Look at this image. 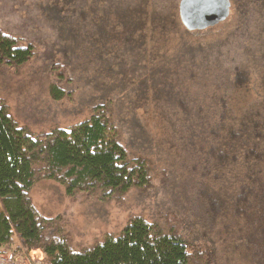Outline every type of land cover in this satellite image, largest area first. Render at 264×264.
Returning a JSON list of instances; mask_svg holds the SVG:
<instances>
[{"label": "trees", "instance_id": "obj_1", "mask_svg": "<svg viewBox=\"0 0 264 264\" xmlns=\"http://www.w3.org/2000/svg\"><path fill=\"white\" fill-rule=\"evenodd\" d=\"M178 3L45 0L38 16L53 21L61 32L59 37L69 43V50L60 52L64 58L83 54L87 61L102 60L107 69L109 60L127 53L145 59L138 80L142 88L137 91L143 95L153 90L158 106L174 105L173 111L160 115L170 121L189 147L190 179L203 214L197 228L201 239L191 240L179 221L164 226L137 215L130 217L118 233L72 248L57 225L60 217H45L33 205L30 192L34 186L50 180L62 185L68 198L81 194L108 201L130 189L149 187L151 162L131 158L120 143L111 97L92 106L88 119L40 134L19 126L0 98V249L13 253L40 249L47 264H211L220 262L216 253L212 255L211 245L223 251L231 247L234 254L237 243L239 257L250 264H257L251 260L258 257V264H262L264 88L261 94L250 88L251 72L246 68L250 65L255 71L262 58L250 51L249 60L240 62L234 43L228 42L233 33L252 24L253 14L246 10L243 0L231 1L232 12L216 25L223 27L217 29L219 36L214 39L204 31L216 26L183 30ZM171 36L176 40L171 54L199 62L191 64L187 59L182 71L176 69L175 82L181 94L178 103L170 101L168 93H161L166 87H149L155 79L163 81L171 73L168 65L152 66L157 56L169 55L163 48ZM37 47L33 38L13 35L0 27V67L20 68L37 55ZM203 58L205 64L200 67ZM200 71L204 76L196 79ZM50 76L54 79L50 95L58 100L65 94L61 84L71 82L66 64L52 63ZM224 217L235 222V226L224 227L225 238L219 224Z\"/></svg>", "mask_w": 264, "mask_h": 264}, {"label": "rangeland", "instance_id": "obj_2", "mask_svg": "<svg viewBox=\"0 0 264 264\" xmlns=\"http://www.w3.org/2000/svg\"><path fill=\"white\" fill-rule=\"evenodd\" d=\"M243 1L246 3V10L253 14L252 24L233 33L228 42L234 43V49H237L238 57H241L240 62L248 58L250 51L261 56L255 71L250 65L246 67L251 72L248 80L250 88L261 94L264 88V51H261L264 49V0ZM44 4L45 0H0V27L10 34L33 38L38 46L37 55L20 68L12 70L0 67V98L9 106L13 119L19 126L28 128L34 134L47 133L55 127L65 128L88 119L92 106L111 97L114 101L113 120L120 131V143L131 158L149 159L153 167V178L149 187L130 189L108 201L90 199L81 194L68 198L62 185L43 180L30 192L33 205L45 217H60L57 225L60 224L62 234L68 236L74 249L99 241L106 234L118 233L130 217L137 215L164 226L179 221L191 240H200L197 228L203 214L199 210L200 203L194 196L190 179L189 147L178 137L177 129L169 124L170 121L166 122L160 115L173 111L174 105L159 103L158 106L157 100L152 97L153 90L146 91L143 95L137 91L142 88L138 80L142 72L140 65L145 63V59H139L138 56L132 58V53H127L109 60L107 69L102 60L87 61L83 54H72L64 58L60 52H67L69 43L59 37L62 36L61 32L53 21L44 15V19L39 18V9L42 11ZM231 12L230 9V14ZM222 27L223 24L205 30L204 33L216 39L219 36L217 29ZM24 28L25 32L22 31ZM181 28L185 29L182 24ZM174 39L171 36V41L164 44L166 48L163 49L169 55L162 58L159 55L156 60H152V66L168 65L171 73H167L163 81L160 77V80L155 79L149 87H166L161 93H168L170 101L178 103L181 94L178 92L174 73L176 69L182 71L181 68L186 67L187 59L191 64H196L198 60L178 56V53L171 54L176 42ZM56 61L66 64L71 77L70 83L61 84L65 94L58 100L50 95V88L54 83L50 71L52 63ZM203 64L204 58L200 59V67ZM196 74V79L204 76L201 71ZM162 133L165 137H162ZM234 223L230 217L220 220L224 238L227 237L224 227L235 226ZM15 241L19 243L16 237ZM235 246L238 251L233 254L231 247L223 251L211 245L212 255L216 253L217 261L220 260L219 263L211 264H250L246 258L239 257V244L236 243ZM242 255L241 252L240 256ZM253 260L257 264L260 262L258 257L253 256L251 261ZM261 263L264 264V258Z\"/></svg>", "mask_w": 264, "mask_h": 264}, {"label": "water", "instance_id": "obj_3", "mask_svg": "<svg viewBox=\"0 0 264 264\" xmlns=\"http://www.w3.org/2000/svg\"><path fill=\"white\" fill-rule=\"evenodd\" d=\"M230 7V0H179L178 16L186 30L200 31L224 22Z\"/></svg>", "mask_w": 264, "mask_h": 264}, {"label": "built area", "instance_id": "obj_4", "mask_svg": "<svg viewBox=\"0 0 264 264\" xmlns=\"http://www.w3.org/2000/svg\"><path fill=\"white\" fill-rule=\"evenodd\" d=\"M0 264H47L40 250L13 253L0 249Z\"/></svg>", "mask_w": 264, "mask_h": 264}]
</instances>
